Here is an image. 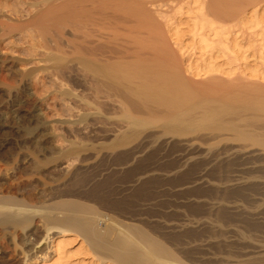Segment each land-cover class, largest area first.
Here are the masks:
<instances>
[{
	"label": "bare ground",
	"instance_id": "bare-ground-1",
	"mask_svg": "<svg viewBox=\"0 0 264 264\" xmlns=\"http://www.w3.org/2000/svg\"><path fill=\"white\" fill-rule=\"evenodd\" d=\"M171 1L168 12L154 0H48L42 7L34 0L35 11L23 22L46 33L54 49H71L68 62L80 65L89 84L114 98L122 119L112 148L132 142L158 122L164 134L228 131L264 149V135L243 128L253 119L247 111L264 112V0ZM6 15L1 11L0 29ZM183 56L188 61L180 66ZM188 78L200 84L239 79L243 87L210 94L195 89ZM13 91L4 88L8 97ZM10 129L39 147L27 128L11 124ZM5 146L0 144V152ZM81 150L68 146L63 153ZM34 152L19 174L0 172V264H264V249L236 260L199 256L202 246L190 243L204 232L220 234L215 221L158 219L154 232L107 217L94 204L72 198L65 183L54 185L45 161ZM89 193L109 204L101 185ZM218 207V218L228 216ZM222 242L212 244L220 251Z\"/></svg>",
	"mask_w": 264,
	"mask_h": 264
},
{
	"label": "rangeland",
	"instance_id": "rangeland-1",
	"mask_svg": "<svg viewBox=\"0 0 264 264\" xmlns=\"http://www.w3.org/2000/svg\"><path fill=\"white\" fill-rule=\"evenodd\" d=\"M33 1L0 0V13H7L3 17L6 26L0 29V144L6 145L0 152V172L19 174L20 165L34 150L33 154L45 161L46 175L54 185L65 183L73 191L72 198L94 204L107 217L149 230L158 219L215 221L220 234L216 232L213 239L204 232L190 243L202 246L199 256L236 260L263 250L264 149L252 139L238 140L228 131L164 134L158 122L147 125L132 142L112 148L122 119L120 109L114 98L88 83L80 65L68 62L73 56L71 49H54L46 42V33L23 22L35 11L30 6ZM40 1L42 7L48 0ZM154 1L168 12L173 5L171 0ZM187 61V56L178 58L180 66ZM237 80L200 84L188 78L195 89L210 94L241 89L242 81ZM203 86L205 90L198 88ZM4 88L13 89V95L8 97ZM247 117H252V122L243 128L264 135V112L247 111ZM11 124L30 130L39 147L33 148L20 131H12ZM68 146L82 150L64 154ZM97 185L102 186L109 204L89 196ZM116 203L122 206H111ZM197 205L200 212L191 209ZM218 206L224 207L228 216L218 218ZM255 225L258 228L252 227ZM15 232H21L20 228ZM215 240H224L220 251L212 244Z\"/></svg>",
	"mask_w": 264,
	"mask_h": 264
}]
</instances>
